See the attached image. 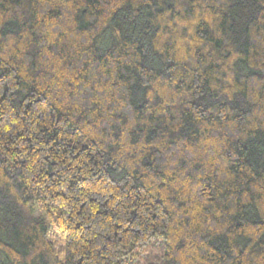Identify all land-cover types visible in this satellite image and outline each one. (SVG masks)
<instances>
[{"label": "trees", "instance_id": "trees-1", "mask_svg": "<svg viewBox=\"0 0 264 264\" xmlns=\"http://www.w3.org/2000/svg\"><path fill=\"white\" fill-rule=\"evenodd\" d=\"M155 239L264 264V0H0V264Z\"/></svg>", "mask_w": 264, "mask_h": 264}, {"label": "rangeland", "instance_id": "rangeland-1", "mask_svg": "<svg viewBox=\"0 0 264 264\" xmlns=\"http://www.w3.org/2000/svg\"><path fill=\"white\" fill-rule=\"evenodd\" d=\"M60 236L55 235V239H59ZM157 241V242H156ZM164 246L159 239H155L150 247L149 256L143 260L142 264H162L163 263Z\"/></svg>", "mask_w": 264, "mask_h": 264}]
</instances>
